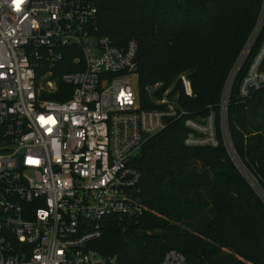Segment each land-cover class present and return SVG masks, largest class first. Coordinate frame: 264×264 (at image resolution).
Segmentation results:
<instances>
[{
    "label": "built area",
    "instance_id": "obj_1",
    "mask_svg": "<svg viewBox=\"0 0 264 264\" xmlns=\"http://www.w3.org/2000/svg\"><path fill=\"white\" fill-rule=\"evenodd\" d=\"M97 19L90 0H0V264H118L89 244L110 220L139 221L146 207L132 162L185 114L162 82L140 92L137 42L115 45ZM263 54L264 44L241 95L264 87ZM183 124L186 146L219 144L213 112ZM157 264L186 260L170 249Z\"/></svg>",
    "mask_w": 264,
    "mask_h": 264
},
{
    "label": "trees",
    "instance_id": "obj_2",
    "mask_svg": "<svg viewBox=\"0 0 264 264\" xmlns=\"http://www.w3.org/2000/svg\"><path fill=\"white\" fill-rule=\"evenodd\" d=\"M90 1L99 35L117 46L137 42L140 92L162 82L163 90L179 93L185 111L132 162L146 207L139 221L110 220L90 247L118 264H157L170 249L186 264H264V87L240 94L264 44V18L254 35L264 0ZM60 66L71 69L65 58ZM258 69L264 71V54ZM230 81L225 140L220 107ZM210 112L219 144L186 146L184 119L204 120Z\"/></svg>",
    "mask_w": 264,
    "mask_h": 264
},
{
    "label": "rangeland",
    "instance_id": "obj_3",
    "mask_svg": "<svg viewBox=\"0 0 264 264\" xmlns=\"http://www.w3.org/2000/svg\"><path fill=\"white\" fill-rule=\"evenodd\" d=\"M261 15L264 17V5H263V8H262V12H261ZM255 35V34H254ZM246 55V51L241 53V56H240V59H239V63L236 67L240 66L241 65V62H243L244 60V57ZM184 75V74H182ZM230 84H231V81L229 82V84L227 85V89H226V93H225V97H224V100H225V106L227 104V100H228V96H229V93H230ZM226 108V107H225Z\"/></svg>",
    "mask_w": 264,
    "mask_h": 264
}]
</instances>
